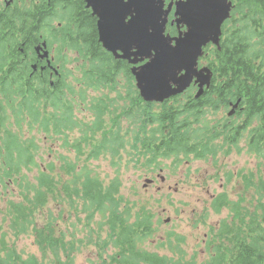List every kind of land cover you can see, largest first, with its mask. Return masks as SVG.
I'll return each instance as SVG.
<instances>
[{
    "label": "rangeland",
    "instance_id": "1",
    "mask_svg": "<svg viewBox=\"0 0 264 264\" xmlns=\"http://www.w3.org/2000/svg\"><path fill=\"white\" fill-rule=\"evenodd\" d=\"M19 5H21L19 9L23 12L32 14L27 9V3H19ZM61 13L64 16L61 23L64 25L68 12L65 9L63 11L62 8ZM52 24L55 25L54 22ZM83 50V46L67 48V69L64 70L76 95L84 90L83 100L76 95H66L72 103L75 120L77 122L82 120L83 124L87 123L86 132L80 138L89 134V126L96 124L98 115L102 114L96 109L92 111L91 108L94 102L92 100L97 101L100 97L101 104L98 107L103 111L110 110L116 116L119 136L124 141L122 148L118 149V155L114 158L101 153L97 157L90 156L88 161L85 157L80 159V154L75 149L66 150L61 147L52 122L48 127L49 135L41 130L44 127L34 124V127L30 128L27 119L23 116L18 118L17 127L11 116L13 111L9 109L7 114L10 120L6 122V127L11 130L12 135H16V145L13 153L10 154L5 151L3 142L0 154L2 260L6 259L8 252H12L24 261H31L34 258L40 264L67 263L66 253L62 250L55 255L50 251H43L38 245L36 235L38 230L52 225L60 231L66 243L76 241L78 251L73 254L71 264H101L102 258H110L118 252V249L112 246L104 247L110 241L111 230L108 221L112 213L123 215L131 224L142 221L148 216L153 217L155 231L141 243L142 251L158 253L174 261L194 262L195 259V263H198L206 260L212 250L210 242L217 236L222 223L230 218L227 207L214 206L219 203L222 194L226 192L227 199L235 201L238 194L243 191L251 210L257 206L259 195L256 194L254 187H243L244 182L241 177L247 175V172L257 170V178L264 176V149L256 153L242 142L239 147L233 148L226 154L220 142L212 141L215 143L214 152L209 154L205 161H196L192 156L180 155L158 160L159 164L157 162L148 164L147 153L143 152L140 143L134 141V133H137L139 125L133 120H126L122 112L123 107L128 104L125 95L131 91V85L121 77V85L113 92L82 86L84 80L80 72L83 69L82 65L86 63L83 59ZM2 105H5L4 101ZM60 112L53 113L60 117ZM221 112L222 109L218 114L208 116L207 121L212 124L220 119ZM23 114H26L25 111ZM77 137L79 132L73 135V138ZM203 137H205L204 130L200 133V138ZM142 138L144 136L141 134L140 139ZM30 143L34 147V167L29 170L22 169L19 175L6 174L3 168L6 165L4 156L6 161L9 155L15 160L16 149L28 148ZM60 163L61 168L65 167L70 172L74 168L76 175L74 177L70 175L66 184L61 185V189L57 181L52 182L57 193L55 199L50 198L45 203L41 202L42 206L35 204L36 191L43 193L42 188H45L39 180L42 177L41 172H48L53 179L55 172L50 171L51 166L58 167ZM65 174L66 171H61V177L66 179ZM87 177L99 183L103 190L110 186L114 178L117 179L115 196L117 206H114L109 213L103 215L92 212L88 215L84 211L87 206L81 189ZM147 181L151 183L146 185ZM28 201L35 205L36 210L32 217L23 221V215L27 216L28 213H23L21 207H29ZM261 201L264 202V198ZM257 212V220L264 225L260 206ZM78 241H81V244L77 243Z\"/></svg>",
    "mask_w": 264,
    "mask_h": 264
},
{
    "label": "trees",
    "instance_id": "2",
    "mask_svg": "<svg viewBox=\"0 0 264 264\" xmlns=\"http://www.w3.org/2000/svg\"><path fill=\"white\" fill-rule=\"evenodd\" d=\"M54 1L52 0L51 3ZM232 1L234 3L232 19L228 24L226 23L225 31L231 29V31H237L238 33L227 36L232 42L224 43L222 46L223 51L212 50L210 53L212 59L208 63L213 71V79L220 77L229 78L226 88H221L219 82L213 83V85L217 86L211 92L214 95L210 99L207 97L203 105H198L197 101L190 102V107H181L179 105L177 107L156 106L154 104L141 106L133 102L126 105L129 109L125 112V119L133 120L139 125L137 133H134V141L137 144L140 143L143 152L147 153L148 164L155 162L159 164L158 160L168 159L174 154L179 156L180 153H183L184 156H187L186 147L188 140L191 137L196 139L200 137L201 130L195 128H200L201 126L208 129L213 136L220 134L224 139L236 138L237 136H234L232 131H223L218 125L210 126L208 123H203V121L205 122L204 118H202L205 115L203 108H206L209 104L219 102L214 110L219 109L221 104H226L231 100L234 101V97H244V95L248 97L245 98L248 103L254 99L258 102L264 101V0ZM168 2L170 0H167ZM62 6L70 11L69 15H67L70 23L83 22L82 30L79 31L80 36H75L77 39H81V44L85 45L84 50H86L88 56L87 70L85 72L81 71V78L84 80L82 86L89 89L100 88L111 86L113 84L110 81L111 79L122 76L131 78L124 63L112 61L111 56L109 55V57L107 53L101 50L100 45L96 44L95 32L92 34L91 30L89 31L93 22L90 18H81L84 9L83 1L61 0V10ZM74 11L78 12V16L74 14ZM39 14H33L32 19L31 15L26 17L27 25L24 26L26 32L39 30L42 22L46 24L45 21L51 19L49 15ZM63 18L64 16L61 13V20ZM171 20L172 16L169 17V22ZM227 25H230L231 28L227 29ZM167 32L171 35L176 34L175 28L169 26V23ZM72 46H75L73 42ZM91 49H93V57H91ZM64 72H61V84L56 88V93L61 92V109L56 108L57 111H61L60 117L55 115L56 124H52L56 131L55 135L58 137V141L61 142V147L66 150L75 149L80 155L87 153L88 156L97 157L103 153L114 158L118 155V149L122 148L124 142L119 136L118 121L112 120L111 128L107 130L103 115L99 114L97 123L89 126V134L80 138L86 132L87 123L83 124L82 120L77 122L74 118L72 103L67 99L66 95L75 96L76 92L69 82L67 72ZM16 83L15 81L12 82V84ZM81 91V94L76 96L83 100L85 98L84 90ZM5 92L12 93V86L6 83ZM49 100L51 102L54 100L51 95H49ZM92 102V111L96 109L98 113H102L103 110L98 107L101 104V98L97 101L93 99ZM24 103V107H26L31 119L29 127L34 126L38 122V114L34 111V106H32L34 101L32 98L24 99ZM195 104L197 108H193ZM51 107L53 108L52 105ZM197 110L199 113H197ZM22 112L19 111L15 115L18 123V118ZM263 112L264 108L257 112V116L258 114H263ZM191 118L195 122V127L192 131L185 124ZM50 122L51 120L49 119L48 124V119L45 118L40 123V125L43 124V130L46 135H49L48 127ZM76 132H79V137L73 138ZM141 134L144 136L143 140L140 139ZM7 137L10 140V146L6 151L12 154L15 150L16 135H11L8 132ZM16 150L17 158L14 160L9 155L6 165L3 166L4 172L8 175H19L22 169L29 170L32 166L34 167V147L31 143L28 148L18 147ZM202 151L203 148L198 149L196 147L194 149L196 155H200ZM52 168L51 166L50 171L55 172L53 179L48 175V172H41L42 177L39 180L42 185H45V188H42L43 193L36 191L35 204L39 206H42L41 202L45 203L48 201L49 197L55 199L57 195L52 182L61 181V163L59 167ZM76 173L74 168H72V172L69 171V175L73 177ZM251 178L250 176H245L243 179L250 181ZM59 185L61 189V184ZM259 186L264 191V177L259 179ZM117 187L118 181L116 178L112 180L110 186L103 190L99 183L87 177L81 189L83 190L87 206L84 211L88 215L92 214V212H99L103 215L107 212L109 213L114 206H117L115 202ZM260 192L259 194H261ZM38 196L40 197L38 198ZM263 198L259 196V206L262 209L261 219L264 222V202L261 201ZM243 199L241 196L239 201L230 202L223 195L220 198L221 202L214 205L217 208H230L234 212V220L231 224L228 221L222 223L218 229L217 236L210 242L212 250L209 252L207 259L198 263H195V259L194 262L174 261L158 253L142 251L140 248L141 243L155 231L152 223L153 217L148 216L142 221L131 224L123 215L112 213L108 221L111 230L109 234L110 241L104 247L112 246L117 248L118 252L110 258H102L101 264H264V225L257 220L259 206L254 211H250L246 207L241 206ZM28 203L29 207H21L23 213H28L27 216L23 215V221H27L28 217H32L34 210H36L32 202L28 201ZM238 222L240 226L237 227L236 223ZM99 225L100 223H98ZM36 235L38 245L43 251H50L57 255L62 250L66 253L68 259L65 264H71L73 254L78 251L76 241L66 243L60 231L52 227V225L38 230ZM77 243L81 244V241ZM1 249L3 248L0 246ZM66 250H69V252ZM5 257L6 259L3 261L0 255V264H40L34 258L31 261H24L19 255L12 252H8Z\"/></svg>",
    "mask_w": 264,
    "mask_h": 264
},
{
    "label": "water",
    "instance_id": "3",
    "mask_svg": "<svg viewBox=\"0 0 264 264\" xmlns=\"http://www.w3.org/2000/svg\"><path fill=\"white\" fill-rule=\"evenodd\" d=\"M165 1L85 0V8L98 19V42L115 59L134 66L131 73L145 101L163 102L185 91L194 79L196 97L202 94L211 73L197 69L198 58L209 43L219 47L221 26L232 9L228 0H179L166 8ZM173 7L172 25L185 28L174 38L165 35Z\"/></svg>",
    "mask_w": 264,
    "mask_h": 264
},
{
    "label": "flooded vegetation",
    "instance_id": "4",
    "mask_svg": "<svg viewBox=\"0 0 264 264\" xmlns=\"http://www.w3.org/2000/svg\"><path fill=\"white\" fill-rule=\"evenodd\" d=\"M51 1L26 0L28 10L32 11L31 19L35 13L51 16L50 20L45 21L46 24L42 22L39 30L26 32L25 30L19 31V26L22 25L21 20L27 16L21 9L14 7L19 0H0V22L7 21L11 17L6 13L11 8L14 9V16L18 19L15 24L10 22L14 30V36H8L6 32H3V34L0 32V48L3 49V55L0 56V130L5 135V139H3L4 137L0 139V147H3V142H5V147L7 146V134L8 132L11 133V130L6 127V122L10 120L7 111L12 109L13 113L11 116L14 119L13 123L18 127L19 123L15 115L19 111L27 113V109L24 107V99L32 98L34 101L32 106H34V111L38 114V122L35 123L38 127H42L43 124L40 125L41 120L50 112L51 101L49 100V95L54 100L56 98L59 99L58 105H53L51 112L56 111L59 113L56 108L61 109V92L56 93V88L61 84V70L67 68V48L63 51H61V48L67 45L70 46L75 36L71 34L70 28H62L61 0H55L53 3ZM83 7L81 18H90L93 22L92 27L94 31L96 29L97 18L92 16L90 11L85 10V5ZM62 8L66 10L65 7L62 6ZM74 14L78 16V12L74 11ZM53 22L55 25L52 24ZM25 25L27 23H24ZM54 45L56 46L54 47ZM20 69H24V72L20 73ZM7 71H10L11 76H6ZM13 81L17 83L12 84ZM218 81L225 83L229 81V78L223 77ZM6 83L12 86V93L5 92ZM221 88H226V86L222 85ZM196 90L197 86L190 87V91ZM244 98L248 97L244 95ZM3 101L5 105H2ZM203 104L204 101L198 102V105ZM217 105L209 104L206 108H203V111L207 114L202 118L205 120L203 123H208L210 126L218 125L223 131H232L233 135L237 136L236 138H229L227 141L220 142L221 147L225 148L226 153L235 147H239V144L242 142L247 144L256 153L264 149V112L257 116V112L264 108V101L258 102L254 99L248 103L241 98H237L235 103H231L230 101L226 104L223 103L220 105L222 117L210 124L207 121V117L218 114L210 112ZM235 105L236 107H234ZM232 110L233 112L231 113ZM20 116H26L25 118L28 124H30L31 119L28 113L26 115L22 112ZM33 127L31 126L30 128ZM207 144L215 148V143L207 142ZM256 149L259 150L256 151ZM257 173L258 170L247 172V175L241 178L243 179L245 176L252 177L250 179V187H254L258 195ZM254 177L256 178L255 183ZM9 181L11 180L9 179ZM243 182H245V179H243ZM243 187L247 188L244 185ZM223 195L228 197L226 192ZM241 196L244 197L243 191L238 194V197Z\"/></svg>",
    "mask_w": 264,
    "mask_h": 264
},
{
    "label": "bare ground",
    "instance_id": "5",
    "mask_svg": "<svg viewBox=\"0 0 264 264\" xmlns=\"http://www.w3.org/2000/svg\"><path fill=\"white\" fill-rule=\"evenodd\" d=\"M37 3V2H36ZM40 15V14H39ZM37 21V20H36ZM37 135V134H36Z\"/></svg>",
    "mask_w": 264,
    "mask_h": 264
}]
</instances>
